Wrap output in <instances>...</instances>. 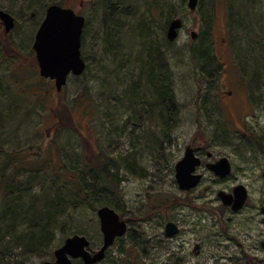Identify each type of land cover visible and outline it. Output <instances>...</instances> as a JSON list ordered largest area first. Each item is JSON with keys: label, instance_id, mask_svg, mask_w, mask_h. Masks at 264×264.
<instances>
[{"label": "rangeland", "instance_id": "obj_1", "mask_svg": "<svg viewBox=\"0 0 264 264\" xmlns=\"http://www.w3.org/2000/svg\"><path fill=\"white\" fill-rule=\"evenodd\" d=\"M44 1L0 0V9L15 22L8 33L0 25V166L9 159L6 172L20 181L29 173L21 167L28 159L52 170L63 164L75 173L76 186L81 180L87 191L103 192L79 197L76 187L65 191L60 202L66 213L47 228L46 248L30 256L21 249L28 223L13 203L17 217L0 214L13 244L6 254L11 264L53 260V250L73 234L84 235L89 250H97L102 234L96 211L103 205L126 221L128 232L96 264H264V0H198L195 10L187 0H54L85 18V69L69 75L60 91L39 75L32 49ZM174 18L182 25L169 41L166 31ZM150 45L165 60L174 98L176 118L163 124V132L156 114L150 115L155 100L142 70ZM206 49L224 62L226 72L219 77L211 69L219 65L205 61ZM231 89L244 102L237 114H248L243 132L226 129L230 122L218 109ZM203 142L215 159H229L231 172L218 179L200 169L201 182L180 190L174 164L186 145ZM100 158L113 162L107 191L90 169ZM63 179L43 173L32 191L39 193L45 184L62 189ZM237 184L248 192L239 214L216 196ZM9 197L15 201L16 195ZM168 220L178 225L177 235L165 236Z\"/></svg>", "mask_w": 264, "mask_h": 264}, {"label": "water", "instance_id": "obj_2", "mask_svg": "<svg viewBox=\"0 0 264 264\" xmlns=\"http://www.w3.org/2000/svg\"><path fill=\"white\" fill-rule=\"evenodd\" d=\"M197 3L198 0H187L190 10H195ZM0 20L5 32H9L14 26L13 16L2 9ZM84 23L85 18L74 9L53 3L47 6L44 18L36 30L32 48L39 75L52 79L57 91L62 89L69 75L79 76L85 69V61L80 52ZM181 25L180 18H174L169 22L166 31V38L169 41L177 38ZM196 36L197 33L192 30L190 38L193 40ZM199 163L200 159L194 155L192 148L187 146L181 158L174 164V177L180 190H189L199 184L201 175L193 172ZM211 168L220 176L230 172L226 157L215 161ZM217 195L224 205H230L232 209L237 210L245 203L248 193L244 185L237 184L233 187L232 193L220 190ZM96 213L102 234V243L97 250L88 249L89 240L84 235L73 234L67 236L53 250V260H45L40 264H73L74 259H81L82 264H96L101 261L115 239L126 233L127 223L107 205L100 206ZM164 232L166 236H173L179 232V227L173 221H168ZM197 246L195 245V248Z\"/></svg>", "mask_w": 264, "mask_h": 264}, {"label": "trees", "instance_id": "obj_3", "mask_svg": "<svg viewBox=\"0 0 264 264\" xmlns=\"http://www.w3.org/2000/svg\"><path fill=\"white\" fill-rule=\"evenodd\" d=\"M46 2L48 5L52 3L60 4L58 1L54 0L51 2L49 0H45L44 3ZM156 51L157 48L153 45L147 47L142 70L144 72V81H146L149 86V96L155 100V105L152 110L156 109V111L151 112L150 115L152 116L153 113L156 114V117L161 121L160 131L163 132V124L167 125L168 119H175L176 114L173 110L174 98L170 94L171 84L170 81H168L170 75L167 72L165 60L162 55ZM207 53L208 56L205 57V61L208 60L212 63V65L213 63L219 65L215 57L216 55L212 51H207ZM211 67H213L211 68L213 70L217 69V66ZM170 112L172 115H170ZM89 115L94 116L96 114L93 112V114L89 113ZM9 162V159H4V163L0 166V214L4 215L3 218H6L7 216H13V218H15L17 217V213L11 205L15 206L13 203H17L16 205L19 206V216L23 217L28 223L25 228L27 232H25L26 234L22 237L24 244L21 245V249L23 248L22 252H24L25 255L30 256L35 254L37 251H41L46 248L48 240L47 228H50V225L56 221L57 218L63 217L66 213L64 212V207L60 202L61 199H64V195L67 194L65 191H72V189L76 187L79 197L80 195H83V192L86 193V196L91 195L93 197H97L103 192L102 189L98 188L90 189V192L87 191L84 189L86 184H84L81 180L78 181L76 186V183L73 182H77V180L74 179V176L76 175L72 176L75 173L71 172L69 167L66 168L63 164L57 165V167L52 170L51 166L48 167L47 164H43L39 159L33 158L26 161L28 165L21 164L23 169L28 168L29 173L26 177H24V179L16 181L15 173L7 174L6 172L10 165ZM112 163L113 162L110 158H100L98 163L95 162L90 166V169L94 170L95 174L99 177L100 182L102 183V188L105 191H107V189L112 185L110 184V166ZM99 166L100 169H98ZM84 167L86 166L84 165ZM43 173L47 176L53 175L55 177H59V175H61L64 177L65 179H63L62 182V189H56V191H53L51 185L45 184L44 186L42 185L39 193H34L32 189L36 186V183L40 179V175ZM86 187L88 188V186ZM13 193L16 195L14 198L15 201H11L9 197V194ZM98 203L103 205L107 202L98 200ZM13 230L14 229L12 228V232ZM128 236L133 241L137 240L135 235L130 232L128 233ZM9 237L10 236L7 233V230L0 224V264H11L9 257L6 256L7 251L11 252V247H13V244L10 247L9 241L6 240L10 239Z\"/></svg>", "mask_w": 264, "mask_h": 264}, {"label": "flooded vegetation", "instance_id": "obj_4", "mask_svg": "<svg viewBox=\"0 0 264 264\" xmlns=\"http://www.w3.org/2000/svg\"><path fill=\"white\" fill-rule=\"evenodd\" d=\"M0 25H2V27H3V24H2V22H1V20H0ZM5 33V32H4ZM217 63L219 64V67L217 68V69H215V70H213L212 72L217 76V77H219L221 74H223V73H225L226 72V69H225V67L223 66V64H224V62L223 61H219V60H217ZM240 80H242V78H239V82H240ZM241 84V86H243L244 85V87H245V83L243 84V81L240 83ZM243 84V85H242ZM225 94H227V97L226 98H223L224 100H223V104L222 105H220L219 106V108L218 109H220V113H221V115L223 116V118H226L230 123H234L233 125H230V123H228V122H226L225 121V127H226V129H233V130H235L234 129V126H236V128H237V130H240V131H242L243 132V130L242 129H244V128H246V117L248 116V114H237V112H239V110H240V108L242 107V106H244V102L243 101H241V100H239V99H236V98H233L232 97V95L234 94V92H233V90L231 89V90H227L226 92H225ZM248 97H249V95L246 93L245 94V103L247 104V102H248ZM254 114L252 113V116H253ZM237 124H238V126H237ZM187 146H189V147H191L192 148V150H193V153H194V155L195 156H197L199 159H200V163H199V165H197L196 167H195V170L193 171L194 173H198V174H200L201 175V179H200V182H201V180H202V178H203V172L202 171H200V169H202V170H204V171H206V172H209V173H211V174H213L215 177H217L218 179H225L226 177H228V175L230 174V172H231V163H230V161H229V159L226 157V156H221V157H219V158H214L213 156H212V153L207 149L208 147L206 146V144L203 142V143H201L200 145H198V146H192V145H190V144H188V145H186L185 146V148L187 147ZM184 148V149H185ZM184 152V151H183ZM183 155V154H182ZM205 156V157H204ZM222 157H226L227 159H228V161H229V165H230V172L228 173V174H226L225 176H220L219 174H216L215 172H214V170L211 168V164H213V163H215V161H217V160H219L220 158H222ZM174 174H175V170H174ZM263 176H264V172H263ZM199 182V183H200ZM235 186V185H234ZM233 186V187H234ZM196 187V186H195ZM195 187H193V188H195ZM233 187L231 188V190L230 191H225V190H222V191H225L226 193H232V190H233ZM193 188H191V189H193ZM191 189H189V190H191ZM189 190H183V191H189ZM218 191H220V190H218ZM218 191L216 192V196L218 197V195H217V193H218ZM248 193V192H247ZM247 197H248V195H247ZM219 198V197H218ZM219 200H220V198H219ZM246 201H247V198H246V200H245V203H246ZM220 202H221V204L223 205V206H225L226 207V209H229L230 211H231V213H235V214H239L242 210H243V208L245 207V203L242 205V207H240L239 209H237V210H234V209H232L231 208V206L230 205H224L223 203H222V201L220 200ZM262 211H264V209L262 208ZM168 221H170V220H168ZM167 221V222H168ZM166 222V223H167ZM165 223V224H166ZM175 223V222H174ZM165 224H164V227H165ZM178 226V225H177ZM164 231V230H163ZM164 234H165V232H164ZM178 234V233H177ZM177 234H175V235H177ZM175 235H173V236H175ZM166 236V235H165ZM166 237H172V236H166ZM263 243H264V241L262 242V246H263V248H264V245H263ZM195 245H198V244H195ZM197 248H198V246H197ZM197 248H195V246H194V250H195V252H197Z\"/></svg>", "mask_w": 264, "mask_h": 264}]
</instances>
